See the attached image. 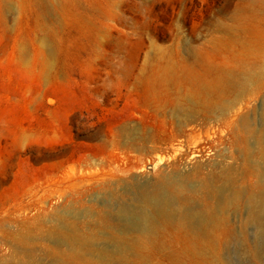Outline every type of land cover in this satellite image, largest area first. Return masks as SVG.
Instances as JSON below:
<instances>
[{
    "label": "rangeland",
    "instance_id": "374dc122",
    "mask_svg": "<svg viewBox=\"0 0 264 264\" xmlns=\"http://www.w3.org/2000/svg\"><path fill=\"white\" fill-rule=\"evenodd\" d=\"M263 47L264 0H0V264L97 261L116 232L106 212L134 185L244 164L231 141L207 144L226 111L152 83L170 65L264 73ZM231 92L239 122L259 128L264 84ZM195 142L200 158L174 159ZM243 212H228L222 264H264V234Z\"/></svg>",
    "mask_w": 264,
    "mask_h": 264
},
{
    "label": "bare ground",
    "instance_id": "6f19581e",
    "mask_svg": "<svg viewBox=\"0 0 264 264\" xmlns=\"http://www.w3.org/2000/svg\"><path fill=\"white\" fill-rule=\"evenodd\" d=\"M254 68L242 65L235 71L225 67L212 76L208 68L207 76H203L195 66L170 65L154 77L152 85L159 84L167 90L175 88L179 104L199 102L217 107L219 112L226 111L223 114L229 116L227 123L207 135V144L212 151L219 152L226 141H231V146L241 153L244 164L234 162L215 166L204 177L193 181L191 174H177L163 176L156 183L134 185L124 192L125 199L118 206L110 207V212H106L116 232L108 235L106 244L92 250L99 254L97 261L80 260H85V264H148L152 251L161 254L154 264H183V258L189 259V264H222L218 259L219 252L235 238L228 212L241 213L242 207L243 221L264 234V121L259 128L246 120L239 122L243 103L236 104L225 98L233 90L242 95L264 84L263 71ZM212 97L216 103L212 102ZM182 108L178 111L182 112ZM262 112L264 115V109ZM181 120L182 128L188 127L189 116L181 115ZM199 143H193L194 152L190 153L187 147L174 155V159L200 158L203 150ZM242 243L248 246L249 252L256 246L253 240L245 238ZM82 256L84 253L80 250L72 258Z\"/></svg>",
    "mask_w": 264,
    "mask_h": 264
}]
</instances>
